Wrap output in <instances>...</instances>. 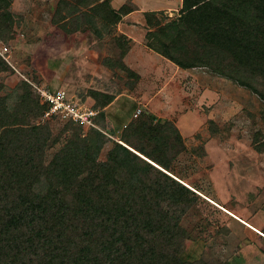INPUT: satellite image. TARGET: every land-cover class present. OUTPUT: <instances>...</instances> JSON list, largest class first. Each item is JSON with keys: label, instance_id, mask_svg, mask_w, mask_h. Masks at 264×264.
Segmentation results:
<instances>
[{"label": "trees", "instance_id": "16d2710c", "mask_svg": "<svg viewBox=\"0 0 264 264\" xmlns=\"http://www.w3.org/2000/svg\"><path fill=\"white\" fill-rule=\"evenodd\" d=\"M10 1L0 0V34L11 27ZM109 2L87 4L83 30L103 37L132 11ZM160 12L144 13L149 49L182 69L209 67L253 88L226 73L247 70L264 82V0H184L165 23ZM118 36L125 55L130 39ZM8 66L0 56V72ZM30 82L8 88L0 81V264H207L182 257L189 234L181 219L198 195L172 172L184 150L174 122L143 112L114 139L98 123L99 111L98 128L65 120L69 126L55 136L48 120L59 118H42ZM98 94L91 95L96 102Z\"/></svg>", "mask_w": 264, "mask_h": 264}, {"label": "rangeland", "instance_id": "374dc122", "mask_svg": "<svg viewBox=\"0 0 264 264\" xmlns=\"http://www.w3.org/2000/svg\"><path fill=\"white\" fill-rule=\"evenodd\" d=\"M98 1L16 0L12 6L11 0V27L0 34V46L8 49L9 68L0 72V81L10 88L27 79L65 91L74 100L103 111L97 121L106 134L114 132V139L124 128L118 130L115 115L124 119L131 115L132 120L147 112L172 120L184 144L172 162V172L198 195L181 219L189 234L182 257L207 264H264V97L258 94L264 95V82L247 70L226 73L253 88L209 67L182 69L172 61L166 65L155 54L139 53L141 47L136 44L129 64L142 75L137 76L123 60L127 42L118 36L117 25L103 37L83 30L87 4ZM109 1L115 9L121 1L131 5V0ZM183 1L139 0L148 7H175ZM65 13L68 17L63 19ZM171 13L162 11L157 17L165 23L178 11ZM75 27L80 28L73 31ZM133 31L141 40L143 30ZM157 41L153 37L150 43L159 48ZM220 58L229 60L224 52ZM93 91L99 93L98 103L119 97L108 112L113 124L91 97ZM118 107L124 113L117 115ZM137 109L141 112L133 115ZM37 121L41 118L33 122ZM48 121L55 136L69 126L62 119ZM60 145L49 149L48 157ZM108 147L105 144L99 152L100 159Z\"/></svg>", "mask_w": 264, "mask_h": 264}, {"label": "crops", "instance_id": "0c3cea01", "mask_svg": "<svg viewBox=\"0 0 264 264\" xmlns=\"http://www.w3.org/2000/svg\"><path fill=\"white\" fill-rule=\"evenodd\" d=\"M16 0H13L12 2V6H14ZM122 2V1H121ZM118 3V4H123L124 1L122 3ZM131 8L132 11H130L128 14L122 16L118 23H117V29L119 31V33L124 34L128 39H130V46L128 48V50L126 51L123 60L125 62V64L130 68L135 70V72L137 73L138 76H141V73L136 70L133 66H131V64H129V59L134 57V47L135 45H139L141 48L139 50V53H143V54H147V53H152L155 54V56H157L158 61L160 62H166L165 64L167 65L168 62L170 60H168L166 57L162 56L161 54H159L156 51H153L151 49H149L145 44H144V37H145V32H146V28H145V18H144V13L146 12H157V11H165L167 12V10L169 11L170 14L171 10L177 12L179 10V8L182 5L179 4L178 6H170V5H165V4H156L153 6L148 7L146 5V3H141L139 2V0H131ZM119 5V6H120ZM139 29V31L143 30V36L141 37V40H138L137 37L135 36V32L133 30ZM138 54V53H137ZM136 54V55H137ZM133 61V60H131ZM163 89L162 87L160 88V90ZM159 92V91H158ZM119 97H116L113 101H111L108 105H106L104 107V111L106 114V119L111 122L112 124L114 123V121H112V119L109 116L110 113V108L115 104V102L118 101ZM119 109H117V111L115 112L117 115L124 113L121 109L122 107H118ZM109 112V113H108ZM137 114V110H135V112L133 113V115ZM152 114V113H151ZM122 117L117 118L115 115V125H118V130H121L120 128H122L123 126H125L131 119V115H129L126 119ZM252 228H254L255 230H257L254 226L251 225Z\"/></svg>", "mask_w": 264, "mask_h": 264}, {"label": "built area", "instance_id": "2783aa9c", "mask_svg": "<svg viewBox=\"0 0 264 264\" xmlns=\"http://www.w3.org/2000/svg\"><path fill=\"white\" fill-rule=\"evenodd\" d=\"M7 50V47L0 46V55L4 60L7 59ZM30 83L36 92L38 104L44 106L43 119L55 116L62 120H71L84 127L98 128L94 119L99 110L92 105L74 100L61 89L50 90L35 83ZM139 112L140 109H137V113Z\"/></svg>", "mask_w": 264, "mask_h": 264}]
</instances>
